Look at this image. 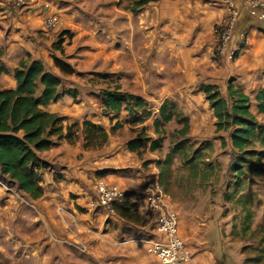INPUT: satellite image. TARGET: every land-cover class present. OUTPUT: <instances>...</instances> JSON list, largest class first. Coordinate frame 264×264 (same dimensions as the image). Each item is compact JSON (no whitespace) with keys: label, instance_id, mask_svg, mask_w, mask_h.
<instances>
[{"label":"crops","instance_id":"0c3cea01","mask_svg":"<svg viewBox=\"0 0 264 264\" xmlns=\"http://www.w3.org/2000/svg\"><path fill=\"white\" fill-rule=\"evenodd\" d=\"M126 12L115 0H38L24 9L12 8L9 0H0V91L18 86L14 71L22 61L41 62L47 71L61 78L64 89L78 91L77 97L66 95L43 109L65 118V133L68 126L89 121L106 129L109 140L102 147L86 149L80 133L75 144L64 139L40 152V159L48 164L41 169L44 195L31 200L46 212L60 234L66 228L56 207L65 206L69 215L66 221L79 222V229L72 232L74 238L85 242L94 253L96 261L93 264H161L147 253L146 246L120 243L129 230L119 226L122 221H127L116 212L92 207L93 183L96 179H105L132 194L131 199L140 215L154 219L140 200V193L149 179L146 172L149 164H144L137 153L129 150L128 143L133 139L131 133L120 134L121 131L126 133L128 126L132 127L131 123L121 122L116 133L110 132L119 118L128 112L123 111L117 118L114 113L106 112L103 97L89 82L94 76L92 72L85 78L88 84L85 79L81 81L90 86H86L87 89L81 88L77 76L99 63L132 64L129 76L134 85L123 84L122 91L139 95L144 101L157 100V92L147 89L150 85L157 86L163 72L172 79L190 83L206 73L215 77L217 73L211 68V60L216 51V26L226 16L227 9L224 0H154L139 5L137 23H118L119 14ZM50 19H57L53 28L47 26ZM249 20L256 21L245 14L238 23L237 31L247 33L248 42L234 61L238 74L254 76L264 87V37H260L264 32H259V27ZM262 28L264 30V25ZM118 30L137 31L133 34L137 39L132 40L131 33L119 37ZM61 32H67L63 36V53L55 50ZM54 56L70 64L74 73L63 74L56 67ZM2 68L9 73L1 71ZM256 112L253 113L257 118L264 117L257 107ZM156 175L160 178V174ZM171 198L178 211L180 202L175 195L171 194ZM178 213L181 235L188 240L189 235L181 227L182 219ZM211 220L215 221L213 216ZM217 220L227 222L228 218L222 214ZM193 236L197 241H189L195 252L191 264H225L216 257L222 247L215 249L211 238L201 237L198 230Z\"/></svg>","mask_w":264,"mask_h":264},{"label":"rangeland","instance_id":"374dc122","mask_svg":"<svg viewBox=\"0 0 264 264\" xmlns=\"http://www.w3.org/2000/svg\"><path fill=\"white\" fill-rule=\"evenodd\" d=\"M139 1L115 0L118 7L127 11L124 15L119 14L118 23H137ZM249 21L253 26L259 27V32H264V24ZM129 33L132 40L137 39V36H133L137 31H116L119 37ZM103 35L106 37L105 33ZM260 37L264 35L261 34ZM211 61V68L217 76L210 77L206 73L193 83L172 79L163 72L162 78L156 82L157 86L150 85V89H147L157 92V100H145L147 107L133 116L123 114L117 122L131 123L132 127L128 126L126 133L121 131L120 134L126 136L131 133L133 138H143L140 157L144 164H149L146 167L148 181L160 174L167 192L175 195L180 202L177 209L182 219L181 227L189 235L188 240L184 237L188 245L190 240L197 241L191 235L198 230L201 237L204 235L211 238L215 249L222 247L216 257L223 263L264 264V173L245 177L235 197L231 198L235 177L230 172V166L236 159L237 152L232 147L230 134L217 132V118L206 94L202 93L201 86L214 85L227 97V85L233 79L236 86L250 95L255 114V95L259 90H264V87L254 76L238 74L236 61L228 60L217 51H214ZM94 67L91 70L85 69L82 75H76L77 82L82 84L81 81L91 71L94 76L89 82L91 81V87L96 88L99 95L101 90L114 88L118 84L121 87L123 84L134 85L129 76L132 64L116 65L109 62L99 63ZM84 82L88 84L86 79ZM64 84L67 86L68 82ZM86 86L88 85L82 84L81 88L87 89ZM162 109L172 116L171 121H164L160 114ZM258 120L264 125V117L259 116ZM156 121L160 122L159 127H156ZM186 121H189V130L182 134ZM153 142L157 147L152 151ZM257 150L263 155L264 161V147L258 146ZM0 178L1 263L93 264L96 261L89 247L86 252H82L75 247L70 249L67 243L57 241L56 237L67 242L69 240L76 243L80 240H76L72 232L69 234L68 229H64L62 234L58 233L46 212L37 203L3 176L1 171ZM56 212L58 215V206ZM222 214L228 218L227 222L217 220ZM212 216L215 221L211 220ZM141 217L144 223H120V229L129 230L128 235L122 238L131 239L128 244L145 246L138 240L155 235L154 219L151 216ZM61 221L64 222L62 219ZM67 223L74 226V231L79 229L78 220H69ZM67 223H63L64 228H67ZM194 247L199 248L197 245Z\"/></svg>","mask_w":264,"mask_h":264},{"label":"trees","instance_id":"16d2710c","mask_svg":"<svg viewBox=\"0 0 264 264\" xmlns=\"http://www.w3.org/2000/svg\"><path fill=\"white\" fill-rule=\"evenodd\" d=\"M154 0H140L139 5ZM61 32L55 50L64 52L63 36ZM54 63L65 75L74 73V68L54 56ZM1 71L8 70L2 68ZM18 86L14 89L0 91V171L3 176L32 199H39L44 195L41 185V169L47 167L39 153L49 150L56 141L67 140L75 144L81 133L84 138V148L96 149L105 145L109 140V132L103 127L93 123L84 122L67 127L64 132L65 118L52 114L43 109L44 106L70 95L77 97L76 89H64L60 77L47 71L41 62L22 61L14 71ZM201 90L205 92L214 115L217 118V132H228L232 147L237 152L236 159L230 166V172L235 177V197L245 177L251 174L264 173L263 155L258 153L257 147H264V125L252 112V100L243 89L236 86L234 80L228 82V96L224 97L219 89L211 84H204ZM104 99V108L108 113H114L117 118L123 111L133 116L146 107L145 101L134 94L123 92L121 85L101 91ZM256 107L259 114L264 115V90L255 95ZM161 117L165 122L172 120V116L161 110ZM156 127L160 122H155ZM117 122L111 129L115 133L120 129ZM189 130V121L181 130L186 134ZM144 140L141 136L133 138L128 143L131 152L141 154ZM157 144L152 143L151 150ZM160 182L167 192V189ZM132 194L114 206L115 212L124 220L133 223H144L143 218L136 210V204L131 201ZM0 264H3L0 262Z\"/></svg>","mask_w":264,"mask_h":264},{"label":"built area","instance_id":"2783aa9c","mask_svg":"<svg viewBox=\"0 0 264 264\" xmlns=\"http://www.w3.org/2000/svg\"><path fill=\"white\" fill-rule=\"evenodd\" d=\"M224 0L227 14L216 26V51L228 60H235L248 42V35L245 32H238L239 21L247 14L250 18L264 24V0ZM38 0H9L10 6L15 9L29 8L36 4ZM57 25V19H50L47 22L49 28ZM2 178H0V183ZM94 198L92 207H101L108 212L115 213L114 206L120 203L128 194L118 184L110 183L105 179H96L93 183ZM11 191V188H7ZM140 200L144 202L155 220V235L149 239H139L146 246L147 253L156 257L161 264H191L193 262V252L188 243L181 235L180 217L176 208L172 204L171 195L166 192L156 175L148 181L140 193ZM132 201V199H131ZM133 202V201H132ZM134 203V202H133ZM58 215L67 223L69 216L65 206L58 207ZM74 218V216L72 215ZM73 232V225L67 223L66 226ZM59 242L67 243L71 247L86 252L88 245L83 241L67 242L56 237ZM131 239H124L121 243H129Z\"/></svg>","mask_w":264,"mask_h":264}]
</instances>
